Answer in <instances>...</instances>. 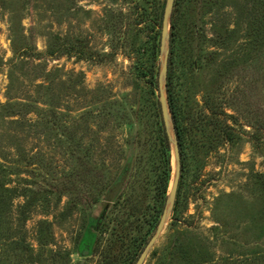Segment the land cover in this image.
Masks as SVG:
<instances>
[{"label":"rangeland","instance_id":"1","mask_svg":"<svg viewBox=\"0 0 264 264\" xmlns=\"http://www.w3.org/2000/svg\"><path fill=\"white\" fill-rule=\"evenodd\" d=\"M165 2L0 0V264H103L116 222H96L139 191L138 115L158 101L161 54L138 76L137 51L148 65ZM181 3L183 95L195 110L212 96L223 123L144 264L167 246L168 264H264V0Z\"/></svg>","mask_w":264,"mask_h":264},{"label":"trees","instance_id":"2","mask_svg":"<svg viewBox=\"0 0 264 264\" xmlns=\"http://www.w3.org/2000/svg\"><path fill=\"white\" fill-rule=\"evenodd\" d=\"M181 1L174 0L173 4L166 81L167 102L176 133L180 157V176L171 212L173 222H175L179 213L183 186L190 172V164L194 165V162H196L195 166L199 165V159L196 160L197 156L205 154L206 151H209L213 147L210 144V140L202 139L208 129L207 125L209 123H223L220 115L224 114L219 112L215 99L210 95L204 98L203 109L198 108L196 110L192 105L193 102L191 103L183 95L184 90L182 88L188 85L186 77H179L175 72L179 68L182 69V63L178 61V57H180L178 55V48L184 38L179 26L180 19L183 16ZM150 39L149 46L144 48L145 51H143L147 52L148 65L143 60L145 53H141L140 50L137 51L138 58L142 60V63L136 66L138 76L146 75L149 71L151 73L158 58L160 49L159 31ZM189 65L192 67V70L200 67V60L195 59ZM157 87V79L154 78L150 81V91L152 94ZM138 122L137 144L144 154L142 175L137 185L139 191L136 194L130 192L123 198L118 197L113 202L111 209L105 214V219L101 225L102 230H104L110 221L113 220L116 223L115 229H113L115 236L107 243L103 252L101 251L103 264L135 263L147 241L154 233L167 199L173 170L172 153L169 137L161 116L159 100L157 101L154 98L147 110H139ZM186 123H192L191 126L193 128L194 123L202 125L199 130H196L199 132L196 133V136H199L200 139L194 138L193 135L195 133L189 132L190 130ZM219 136L221 141L223 138H229L227 127L222 129ZM170 252L171 250L167 246L158 255L155 264H168L173 259ZM151 255H156V251H152Z\"/></svg>","mask_w":264,"mask_h":264},{"label":"water","instance_id":"3","mask_svg":"<svg viewBox=\"0 0 264 264\" xmlns=\"http://www.w3.org/2000/svg\"><path fill=\"white\" fill-rule=\"evenodd\" d=\"M174 0H166L163 13H162V21H161V31H160V69L158 73V91H159V105L162 120L164 123V127L169 137L171 153H172V177L169 185V190L167 194V199L165 202L164 209L162 211L161 217L157 224V227L152 234V236L147 241L146 245L142 249L139 254L137 260L134 264H144V261L162 233L165 225L167 223V219L172 212V208L174 205V201L176 198L179 176H180V157H179V149L176 139V133L173 125V121L171 118V113L169 110L168 102H167V94H166V81H167V72H168V57H169V42H170V21L172 16ZM107 211V207L104 208L102 213L100 214L96 225L95 230L99 228L101 225L105 214ZM83 253L86 254L87 250L83 249Z\"/></svg>","mask_w":264,"mask_h":264}]
</instances>
